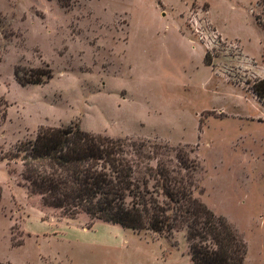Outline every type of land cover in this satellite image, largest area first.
Listing matches in <instances>:
<instances>
[{"label":"rangeland","instance_id":"rangeland-1","mask_svg":"<svg viewBox=\"0 0 264 264\" xmlns=\"http://www.w3.org/2000/svg\"><path fill=\"white\" fill-rule=\"evenodd\" d=\"M261 14L260 0H0V264H192L186 230L71 218L32 194L20 150L46 128L142 144L127 158L150 190L148 169L183 151L195 197L246 243L244 264H264Z\"/></svg>","mask_w":264,"mask_h":264},{"label":"trees","instance_id":"trees-1","mask_svg":"<svg viewBox=\"0 0 264 264\" xmlns=\"http://www.w3.org/2000/svg\"><path fill=\"white\" fill-rule=\"evenodd\" d=\"M260 5L263 14L257 21L264 29V0ZM204 63L213 64L209 52ZM251 91L264 105V78L256 80ZM138 145L79 128L42 129L20 150L24 178L44 205L60 208L71 218L85 213L105 223L167 236L186 230L192 264H244L246 243L194 195L195 162L185 159L183 151L177 155L179 165L158 162L147 172L154 182L150 190L145 180L141 186L134 182L138 165L127 158V147L135 150Z\"/></svg>","mask_w":264,"mask_h":264},{"label":"crops","instance_id":"crops-1","mask_svg":"<svg viewBox=\"0 0 264 264\" xmlns=\"http://www.w3.org/2000/svg\"><path fill=\"white\" fill-rule=\"evenodd\" d=\"M206 65V64H205ZM208 66V65H207Z\"/></svg>","mask_w":264,"mask_h":264}]
</instances>
